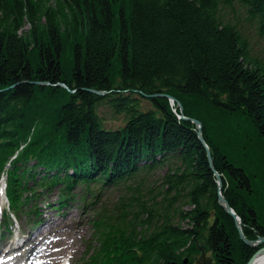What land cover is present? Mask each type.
<instances>
[{
  "label": "trees",
  "instance_id": "1",
  "mask_svg": "<svg viewBox=\"0 0 264 264\" xmlns=\"http://www.w3.org/2000/svg\"><path fill=\"white\" fill-rule=\"evenodd\" d=\"M236 4L264 38V0H0V180L8 175L9 203L2 231L23 214L38 224L44 208L33 202L55 188L58 203L50 206L61 209L81 183L83 199L93 200L101 193L92 185L141 184L165 169L151 196L136 187L121 197V214L96 213L85 264H185L187 256L194 264L199 242L212 264H247L258 247L241 239L219 202L214 171L246 236L257 239L264 235L260 170L233 162L200 118L212 169L196 124L178 116H193L181 95L199 97L247 113L264 141V61L226 20L224 7ZM117 61L119 81L111 72ZM142 92H168L183 111ZM103 104L124 114V124L107 127Z\"/></svg>",
  "mask_w": 264,
  "mask_h": 264
},
{
  "label": "rangeland",
  "instance_id": "2",
  "mask_svg": "<svg viewBox=\"0 0 264 264\" xmlns=\"http://www.w3.org/2000/svg\"><path fill=\"white\" fill-rule=\"evenodd\" d=\"M224 12L226 20L238 24L244 35L249 38L254 54L264 61V38L259 35L256 22L248 18L245 8L236 4L235 7H224ZM29 28L30 25L27 24L24 32ZM72 59L73 51L68 49L64 55L66 68L72 65ZM119 71L120 63L117 61L111 71L113 78H118ZM117 80L119 81V78ZM180 98L191 109L189 111L192 117L201 118L204 121L213 142L222 148L233 162L246 167L253 174L259 168L260 173H257L256 181L264 180V141L247 113H231L195 96L181 95ZM141 102L144 108L151 107L148 99H142ZM99 114L107 127H117L125 122L124 114H116L107 104L100 106ZM165 171V169H159L156 174L155 170L148 172L141 184L130 180L127 184L117 186H102L100 183L92 185L94 193H101L98 199L93 200L83 199L82 194L86 187L84 183H81L76 188L75 200L61 209L50 206L58 203L59 191L55 188L51 193L33 202V207L39 205L44 208L38 227L31 230L35 224L32 220L34 217L23 214L22 219L15 220L12 231L3 232L0 229V255L14 248V254L17 259H21L22 263L27 258V264H31L33 259L38 264H85L84 259L91 254L96 242L93 231V217L96 213L103 209L106 215H112L118 211L121 214L124 206L118 205L123 201L121 197L127 199L133 193L137 194L136 187L142 192L146 191L147 197L151 196L152 194L147 190L150 188L155 190V182L161 183V177ZM2 187L4 188V185ZM5 207H8V201L2 194L0 195V213ZM28 208L29 206L26 207ZM210 259V253L201 251L195 255L194 264L199 262L207 264ZM205 260L207 263L204 262Z\"/></svg>",
  "mask_w": 264,
  "mask_h": 264
},
{
  "label": "water",
  "instance_id": "3",
  "mask_svg": "<svg viewBox=\"0 0 264 264\" xmlns=\"http://www.w3.org/2000/svg\"><path fill=\"white\" fill-rule=\"evenodd\" d=\"M61 85H66L65 83H60ZM91 91L97 93V94H104L105 91L103 90H96V89H91ZM143 95L147 96V97H152V96H157V95H163V96H166L170 99H173L175 101L178 102V105L180 106L181 108V111H183V105L181 103V101L179 99H177L176 97H174L172 94L168 93V92H163V93H155V94H148V93H144L142 92ZM184 118L186 119H189L191 121H193L195 124H196V127H197V134H198V137L200 139V141L204 144L205 148H206V151H207V157H208V160H209V163L211 165V168L213 169V166H212V157H211V154H210V151L207 147V144H205V140H204V137H203V132H202V121L198 118H195V117H191V116H185L183 115ZM215 173V176H216V182H217V185H218V191H217V195H218V199H219V202L224 206V208L230 212L232 214V216L236 219V222H237V226H238V229H239V233H240V237L241 239L248 245L250 246H258L259 244L261 243H264V235H260L257 239H249L246 234L244 233L243 229H242V225H241V220H240V217L239 215L235 212V210L232 208V206L230 205L229 201L225 198V196L222 194V179H221V176L218 172L214 171ZM204 246V243H199L198 244V248L199 249H202ZM261 252H264V245L259 247V249L252 255V257L249 259V261L247 262V264H252L254 262V260L256 259V257L261 253ZM187 259L188 257H185L184 258V263L186 264L187 262ZM206 262V260H205ZM207 263V262H206ZM197 264H203L201 262L197 263ZM207 264H212V262L209 260Z\"/></svg>",
  "mask_w": 264,
  "mask_h": 264
},
{
  "label": "bare ground",
  "instance_id": "4",
  "mask_svg": "<svg viewBox=\"0 0 264 264\" xmlns=\"http://www.w3.org/2000/svg\"><path fill=\"white\" fill-rule=\"evenodd\" d=\"M64 86H67V85H64ZM170 99V98H169ZM171 101H172V105H174V103H176L177 101H175V100H173V99H171ZM180 107V106H179ZM182 114V113H181ZM238 214V213H237ZM240 220H241V217H240ZM241 225H242V220H241ZM242 229H243V227H242ZM244 231V230H243ZM245 233V232H244ZM261 244H263V243H261ZM261 244H259L258 246H256V247H260L261 246ZM252 247H254V246H252ZM201 251H202V249H200ZM188 257V256H187ZM16 258H17V256H16ZM3 260L4 259H1V261L0 262H3ZM210 261H211V259H210ZM205 262V261H204ZM201 263H203V262H201ZM252 264H264V252H261L257 257H256V259L254 260V262L252 263Z\"/></svg>",
  "mask_w": 264,
  "mask_h": 264
}]
</instances>
